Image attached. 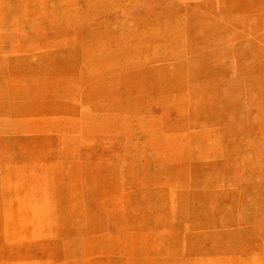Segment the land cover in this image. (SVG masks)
<instances>
[{"label":"rangeland","instance_id":"1","mask_svg":"<svg viewBox=\"0 0 264 264\" xmlns=\"http://www.w3.org/2000/svg\"><path fill=\"white\" fill-rule=\"evenodd\" d=\"M0 264H264V0H0Z\"/></svg>","mask_w":264,"mask_h":264}]
</instances>
